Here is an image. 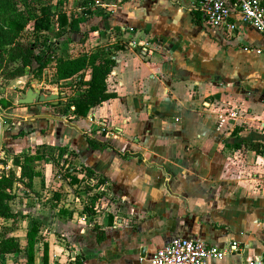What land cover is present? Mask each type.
<instances>
[{
  "label": "crops",
  "instance_id": "crops-1",
  "mask_svg": "<svg viewBox=\"0 0 264 264\" xmlns=\"http://www.w3.org/2000/svg\"><path fill=\"white\" fill-rule=\"evenodd\" d=\"M81 1L65 2L79 14L80 32L57 29L75 38L58 57L106 45L115 61L107 90L115 96L71 120L31 112L9 131L10 150L45 144L58 157L55 165L61 159L77 179L54 175L51 188L60 194L39 205L47 217L35 214V253L47 245L48 264H57L54 253L60 264L75 255L83 264H149L158 248L182 237L218 247L238 241L240 251L207 264L262 260L264 35L241 22L234 32L197 24L189 0H105L111 13L103 18ZM131 40L148 43V52L130 47ZM115 42L125 48L115 50ZM85 135L108 146L91 148ZM242 142H257L262 151ZM42 175L33 177L34 191ZM90 205L93 214L84 210Z\"/></svg>",
  "mask_w": 264,
  "mask_h": 264
},
{
  "label": "trees",
  "instance_id": "trees-1",
  "mask_svg": "<svg viewBox=\"0 0 264 264\" xmlns=\"http://www.w3.org/2000/svg\"><path fill=\"white\" fill-rule=\"evenodd\" d=\"M113 4L122 3L126 0H111ZM105 0H82L80 7L90 8L91 13L100 17H107L108 11L104 5ZM193 21L199 24L200 19L195 12ZM55 23L58 28H66V32L79 33V14L75 9L69 11L53 12L51 7L41 2L40 4L32 0H0V56L4 58L0 61V75L6 79H14L29 73L31 77L39 78L47 65L54 62L53 78L55 82L68 87L67 89L77 91L76 94H67V106H73L74 117H85L90 109L115 96L107 90V77L115 64L110 56L106 45H96L87 50H81L75 56L69 58H56L53 50L47 45L48 38L45 35ZM120 33V27H114ZM87 33L83 32L80 38L84 39ZM115 50H122L125 45L115 42ZM52 52V53H51ZM89 78L86 79V72ZM3 107L8 108L11 102L1 100ZM60 104V102L58 103ZM24 135L23 131L12 134L17 138ZM86 141L91 148L102 150L108 145L88 135ZM249 149L257 153L262 151L257 142H242ZM240 145V144H238ZM52 150L45 144H37L32 150L16 152L10 156L13 167H18V174L15 169H10L4 174H0V219H10L15 223L17 213L11 209L10 201L14 192L12 187L22 185L28 190L32 189L33 177L43 174V165H38L36 161L47 155ZM68 174L71 182L77 179L73 176L70 165L63 169ZM62 172V173H63ZM89 175L92 172L88 169ZM104 182L105 178H99ZM58 193L54 191L53 198H58ZM87 214H93V208L85 207ZM40 223L37 220L30 222L25 231V243L9 232L0 237V254H10L23 246L25 249L24 258L28 264H33L35 257V240L39 231ZM91 228L96 232L97 239L103 237L102 231L94 223ZM25 247V248H24ZM262 261L264 262V255ZM74 264H83L81 255H75L72 259ZM42 264H48V249L44 245L42 252Z\"/></svg>",
  "mask_w": 264,
  "mask_h": 264
},
{
  "label": "rangeland",
  "instance_id": "rangeland-1",
  "mask_svg": "<svg viewBox=\"0 0 264 264\" xmlns=\"http://www.w3.org/2000/svg\"><path fill=\"white\" fill-rule=\"evenodd\" d=\"M18 1L21 2V0ZM33 1L38 4H40L41 2L48 4L51 7L52 11L54 9L53 6L55 5V12L69 10V8L65 7L66 0ZM81 26L86 28V25L81 24ZM57 29L58 27H56L55 23H53L51 28L46 31L45 35L48 38L47 45L51 47L55 57L59 58L58 54L60 52V49L66 50V48H68V46L72 44V41L75 40V38L72 36V34L63 35L62 30L58 31ZM72 54L73 53L68 52L67 55L69 56ZM3 60L4 58L0 56V61ZM51 64H54V62H52ZM51 64L46 66L39 78L31 77V75L27 72L14 79H6L0 75V174L8 172L12 168L15 169L16 175L18 174V167H13L12 163H9V159L7 158H10V156H12V154H14L15 152L10 150V148L7 146L6 138L9 135V131L14 129V124L18 125L19 120H21V116H26L31 112H37V114L42 112H49L50 115L56 118L65 117L66 119L71 120V117H74L72 111H70L72 110V108L67 106L66 96L68 93H71L70 95H72L78 92H69V90H67L68 87L59 85L60 83L55 82L53 78L54 69H52L53 65ZM28 88L39 90V93H42L44 95H48L51 93L57 94L58 96L56 99L58 103L60 102V104H53L50 101H34L30 104L18 103V99L25 96ZM2 99L10 101L11 105L8 108H4L3 102L1 101ZM13 120L15 121L12 123ZM55 131L57 133H60V128H56ZM5 155H7V157ZM44 157L45 158L43 162L41 160V163H37L38 165H43L44 169H46L44 175L40 177L41 179L35 180V186L38 190H28L22 185L17 184L16 186L14 184V186L12 187L11 192H14L15 196L10 201V205L11 209L17 213V219L15 220V223H12L10 219H0V237L4 233L9 232L10 234L19 238V240H22L25 228L28 224H30V222L34 220L35 214L38 215V213L40 212L45 217H47V214H49V211L44 212V210H41V207L39 205L53 199V193L57 190L51 188L52 185L56 187V184L52 183V181L54 180V175L56 173L63 172L64 163L62 164V160L58 159L57 165H55L58 157H54L52 151ZM46 161L48 165L44 163ZM44 176L46 178L45 180ZM57 193L60 194L58 191ZM42 238L43 234L40 235V242L38 241V246L43 245ZM56 240H59V242H61V245L64 246V239H60V237H57ZM22 244L24 243L22 242ZM66 244L68 243H65V245ZM25 249H23V246H20V249L15 252H12L10 254H0V264H28L24 258ZM42 252L43 249L42 251L41 249L37 250V253H35L33 264H42ZM52 255H54L53 261H56L57 264H60L58 261V259L60 258L58 254L55 255L54 253ZM72 259L70 258V256H68L66 263L69 264Z\"/></svg>",
  "mask_w": 264,
  "mask_h": 264
},
{
  "label": "built area",
  "instance_id": "built-area-1",
  "mask_svg": "<svg viewBox=\"0 0 264 264\" xmlns=\"http://www.w3.org/2000/svg\"><path fill=\"white\" fill-rule=\"evenodd\" d=\"M189 4L191 11L197 14L205 26L234 32L237 24L241 22L251 25L264 35L263 0H189ZM127 44L130 47L138 46L143 54L150 48L148 43L135 40ZM240 250L236 240L218 247L201 240L178 237L158 248L149 264H207L211 257H221L224 253H236ZM248 264L264 262L259 259Z\"/></svg>",
  "mask_w": 264,
  "mask_h": 264
},
{
  "label": "water",
  "instance_id": "water-1",
  "mask_svg": "<svg viewBox=\"0 0 264 264\" xmlns=\"http://www.w3.org/2000/svg\"><path fill=\"white\" fill-rule=\"evenodd\" d=\"M57 94L51 93L48 95H44L42 93H39V90H36L34 88H28L25 96L18 99V103L20 104H30L32 102H43V101H50L53 104H57Z\"/></svg>",
  "mask_w": 264,
  "mask_h": 264
}]
</instances>
